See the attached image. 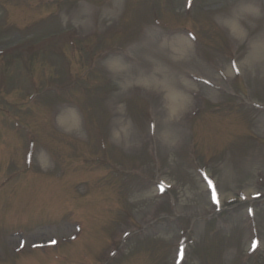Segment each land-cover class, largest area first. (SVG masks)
<instances>
[{"label":"rangeland","instance_id":"rangeland-1","mask_svg":"<svg viewBox=\"0 0 264 264\" xmlns=\"http://www.w3.org/2000/svg\"><path fill=\"white\" fill-rule=\"evenodd\" d=\"M54 1L0 0V61L13 57L12 85L20 76L19 84L29 83V72L51 89L65 80V65L81 82L71 93L49 89L38 104L23 98L22 86L0 92L22 118L11 112L15 138L0 126V177L16 168L0 186V255L82 231L74 243L0 264H101L117 247L107 243L114 234L121 241L114 264H264V0ZM153 8L163 26L152 22ZM91 56L95 65L80 74ZM71 99L55 124L75 138L53 143L46 108ZM86 113L105 131L106 150L90 147L96 131L91 142L77 139L87 137ZM70 114L76 127L60 121ZM31 141L49 150H37L34 169H23L17 163L24 165ZM123 232L136 233L127 240ZM58 252L69 261L51 262Z\"/></svg>","mask_w":264,"mask_h":264},{"label":"bare ground","instance_id":"bare-ground-1","mask_svg":"<svg viewBox=\"0 0 264 264\" xmlns=\"http://www.w3.org/2000/svg\"><path fill=\"white\" fill-rule=\"evenodd\" d=\"M235 22L233 21L232 25H234ZM234 28V26H232ZM169 94V103L173 108H176L175 104V93L172 91H168ZM63 124H65L68 128L76 127L77 125V119L73 114L70 115H64V117L60 120Z\"/></svg>","mask_w":264,"mask_h":264},{"label":"snow or ice","instance_id":"snow-or-ice-1","mask_svg":"<svg viewBox=\"0 0 264 264\" xmlns=\"http://www.w3.org/2000/svg\"><path fill=\"white\" fill-rule=\"evenodd\" d=\"M233 66H235V65H233ZM213 201L218 203L217 196H216L215 192L213 193ZM52 243H55V241H52Z\"/></svg>","mask_w":264,"mask_h":264}]
</instances>
